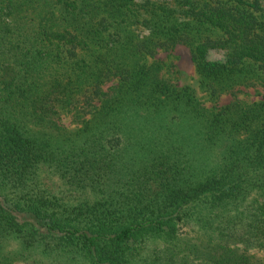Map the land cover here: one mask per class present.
Returning a JSON list of instances; mask_svg holds the SVG:
<instances>
[{
	"label": "trees",
	"instance_id": "1",
	"mask_svg": "<svg viewBox=\"0 0 264 264\" xmlns=\"http://www.w3.org/2000/svg\"><path fill=\"white\" fill-rule=\"evenodd\" d=\"M178 46L193 85L162 78ZM19 261L264 264V0H0V264Z\"/></svg>",
	"mask_w": 264,
	"mask_h": 264
},
{
	"label": "rangeland",
	"instance_id": "2",
	"mask_svg": "<svg viewBox=\"0 0 264 264\" xmlns=\"http://www.w3.org/2000/svg\"><path fill=\"white\" fill-rule=\"evenodd\" d=\"M156 1H169V0H156ZM211 61H219L224 59V54L220 52H212L207 57ZM158 61H161L166 66L162 71V78L172 83L173 85H178L180 87L184 85H193L196 77L194 73V68L190 60L189 51L187 48L178 46L172 53H159L156 56ZM248 93H252L249 91ZM253 95H239L238 98L241 100H252ZM256 99V98H254ZM230 100V97L226 96L220 100V104H225ZM65 125L68 126V120H65ZM40 176L42 181L49 187L50 190L57 191L58 181L55 176L50 174L48 169L45 167L40 168ZM195 232V229H193ZM8 249H10L8 247ZM11 250V249H10ZM15 264H27L26 262H17Z\"/></svg>",
	"mask_w": 264,
	"mask_h": 264
}]
</instances>
